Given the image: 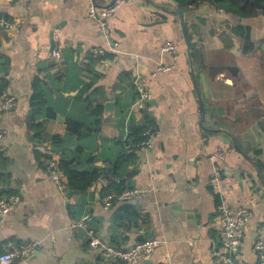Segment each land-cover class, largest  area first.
Returning a JSON list of instances; mask_svg holds the SVG:
<instances>
[{
	"label": "crops",
	"instance_id": "0c3cea01",
	"mask_svg": "<svg viewBox=\"0 0 264 264\" xmlns=\"http://www.w3.org/2000/svg\"><path fill=\"white\" fill-rule=\"evenodd\" d=\"M117 1L0 0V17L22 20L17 30L0 29V86L6 82L17 97L8 110L0 104V131L6 132L0 197L21 196L16 208L0 213V253L9 242L39 239L34 255L12 264H119L89 249V230L117 246L154 233L161 243L153 264H220L213 249L221 242L217 206L226 199L253 212L236 261L261 264L255 243L264 239V9L249 0L233 12L207 0L186 8L175 0H124L106 37L87 9ZM176 9L184 13L191 46ZM166 42L175 45V57L162 50ZM94 47L106 48V63H91ZM162 64L174 67L157 71ZM39 73L56 112L54 118L35 119L43 123L40 136L28 123ZM138 82L152 94L143 107L135 104ZM107 102L113 107L107 109ZM97 104L103 105L99 124L92 113ZM146 114L156 122L153 146L125 143L130 127L146 125ZM135 147V162L122 166L119 182L143 192L112 205L105 203L108 190L99 182L63 195L47 174L48 159L40 162L35 154L68 158L80 171H100ZM217 147L224 154L214 162ZM215 163L218 185L210 182ZM84 218L85 227L72 226Z\"/></svg>",
	"mask_w": 264,
	"mask_h": 264
},
{
	"label": "built area",
	"instance_id": "2783aa9c",
	"mask_svg": "<svg viewBox=\"0 0 264 264\" xmlns=\"http://www.w3.org/2000/svg\"><path fill=\"white\" fill-rule=\"evenodd\" d=\"M17 1V0H9ZM124 0H118L111 5L105 7H99L95 3H91L87 9V14L90 19L96 22L99 27V31L106 37H109V22L115 14L117 8L122 4ZM151 16L153 19H161V14L158 12H152ZM22 24L21 19L8 20L0 17V29L4 31L17 30ZM110 48L117 51L116 43L110 41ZM162 50L167 52L173 57L176 56L177 49L171 42H166L162 46ZM93 56L99 57L106 53V48L94 47ZM54 57L57 60H62V54L59 50H54ZM101 63H106L107 60L99 59ZM114 61V59H113ZM173 65H160L157 71H169L173 68ZM155 74V73H154ZM139 97L136 101V105L140 107L145 106L152 98L151 92L142 84L137 83ZM1 108L8 110L17 104V97L8 91L1 93L0 100ZM153 133L148 131V139L143 141L139 146L141 149H150L153 146L152 137ZM6 132L0 131V146L4 142ZM224 150L222 147H217L211 158L213 161H217L223 157ZM110 164L108 161L105 162V167ZM47 174L49 178L55 183L58 190L66 195L68 193V183L65 175V171L61 168L60 163L57 159L51 157L47 161ZM221 170L220 167L215 163L214 175L210 182L213 185H218L220 180ZM101 189L108 188V181L105 178H101L99 181ZM142 190L136 187L124 188L120 192L108 190L105 196V203L112 205L114 201H129L142 194ZM21 202L20 194L3 195L0 197V213H8L18 206ZM218 219L221 224V242L218 246L213 249V255L220 264H238L236 261V251L242 243L246 226L250 221L253 212L250 206H234L226 199L220 200L217 206ZM86 218L73 222V227H85ZM88 247L90 250L97 252L103 259L104 262H117L119 264H142L143 262L150 260L155 249L159 247L161 241L155 237L147 238L141 241H137L130 247L117 246L109 242L100 233L89 230L87 233ZM41 241L34 239L26 241L20 244L15 242H9L4 247V250L0 253L1 264H12L14 261L19 259H28L34 255L40 248ZM255 250L259 256L260 263L264 264V239L260 237L255 243Z\"/></svg>",
	"mask_w": 264,
	"mask_h": 264
},
{
	"label": "trees",
	"instance_id": "16d2710c",
	"mask_svg": "<svg viewBox=\"0 0 264 264\" xmlns=\"http://www.w3.org/2000/svg\"><path fill=\"white\" fill-rule=\"evenodd\" d=\"M201 0H175L177 4L182 7L186 8L189 5H197V3ZM204 1V0H202ZM210 2H213L217 8L223 9L229 12H233L235 8L242 11V6L246 5V0H207ZM253 1V0H249ZM264 4V0H260ZM99 59H101V56L99 57H91V63L97 62ZM4 91H7V84L6 82L0 86V93H3ZM32 95L29 99V116H28V123L31 127V129L36 133V135L40 136V129H43V123H34L36 118H39L43 115H45L47 118H54L56 116V112L52 109V107H49V99L46 97V81L44 77L41 76L39 73L32 84ZM92 105L89 104V107ZM103 112V105L97 104L92 108V113L97 117L95 119V124H99L101 119V114ZM146 125L141 127H130L127 139L125 140V143H130L133 146H139L143 141H146L148 139V131L155 132L156 128V122L153 119H150V116L146 114ZM93 130H96V132H99L100 129H98V126L96 125ZM52 139L54 140V143H59L58 141L61 140L60 137L53 135ZM130 148L126 149L120 158H118L115 162L108 167L102 168L100 171L97 168L80 171L77 169L76 166H72V161L68 158H62L59 163L61 168L65 171V175L67 178L68 183V190L74 192V193H82L85 192L88 188L93 186L95 183H97L102 177L107 179L108 181V188L107 190H117L120 191L125 186H123L119 179L121 176H123L122 166L124 164L134 163L135 162V151L137 148ZM78 152L81 153V150L78 149ZM37 159L40 160L42 157L44 159H50L52 156L48 154H43L40 151H35ZM63 156H65V153H63ZM47 164V163H46ZM47 168V165H46ZM12 194H18L17 192H9L7 195ZM116 220H121L122 215L118 214L115 218Z\"/></svg>",
	"mask_w": 264,
	"mask_h": 264
},
{
	"label": "water",
	"instance_id": "95a60500",
	"mask_svg": "<svg viewBox=\"0 0 264 264\" xmlns=\"http://www.w3.org/2000/svg\"><path fill=\"white\" fill-rule=\"evenodd\" d=\"M252 3L254 5H256L258 8L264 9V4H262L260 2V0H253ZM176 13L180 15L183 33L185 35L186 41L191 46V42H190V39H189V36H188V33H187V28H186V22H185L184 13L180 9H176ZM52 48H53V46H52ZM196 89H197L198 95L200 97V92H199V89H198V86L197 85H196ZM201 101H202V99H201ZM105 106L107 107V109L108 108H111V107H113V102H107L105 104ZM154 236H155L154 233H152L150 235H138L137 237H135L134 239H132L131 243L128 246L130 247L133 244H135L137 241H141V240H144V239H147V238H150V237H154ZM142 264H153V263H152L151 260H147V261L143 262Z\"/></svg>",
	"mask_w": 264,
	"mask_h": 264
},
{
	"label": "rangeland",
	"instance_id": "374dc122",
	"mask_svg": "<svg viewBox=\"0 0 264 264\" xmlns=\"http://www.w3.org/2000/svg\"><path fill=\"white\" fill-rule=\"evenodd\" d=\"M127 247H129V246H127Z\"/></svg>",
	"mask_w": 264,
	"mask_h": 264
}]
</instances>
